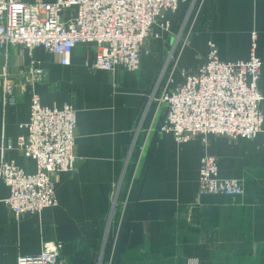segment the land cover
Masks as SVG:
<instances>
[{"label": "crops", "instance_id": "1", "mask_svg": "<svg viewBox=\"0 0 264 264\" xmlns=\"http://www.w3.org/2000/svg\"><path fill=\"white\" fill-rule=\"evenodd\" d=\"M165 18L171 33L153 29L139 51V73L121 70L112 77L104 70L89 71L86 64L95 60L92 44L76 45L68 66L42 48L0 47V150L27 134L33 94L43 107L71 105L76 111V166L53 175L56 206L13 222L5 203L9 188L0 182V264H16L50 242L62 244L67 264H264L263 137L210 136L206 142L198 137L177 146L170 133L160 132L166 106L149 102L172 51L173 34L184 24L191 31L176 55L169 89L182 83V71L194 72L205 60L209 43L222 62L248 60L255 33L264 116V0H191ZM32 60L46 80L33 88L21 86L20 71ZM5 84L11 87L8 96ZM205 155L217 159L221 179L243 182L241 196L196 197ZM1 156L34 171V161L17 149L0 151ZM114 190L121 201L128 199L123 213L120 201L110 219ZM107 230L109 242L103 245Z\"/></svg>", "mask_w": 264, "mask_h": 264}, {"label": "built area", "instance_id": "2", "mask_svg": "<svg viewBox=\"0 0 264 264\" xmlns=\"http://www.w3.org/2000/svg\"><path fill=\"white\" fill-rule=\"evenodd\" d=\"M190 1L56 0L27 3L0 0V47L20 46L29 52L42 48L58 57L61 66H68L76 45L92 44L95 60L86 64L89 71L104 70L112 77L121 70L139 73V51L145 40L155 27L171 33L166 14L175 13L180 3ZM191 12L188 10L184 24ZM184 24L179 30L186 33L179 44L181 48L177 52V44L168 53L159 80L149 96L150 103L164 104L167 108L160 132L170 133L177 146L198 137L206 142L210 136L253 140L261 135L264 148V116L258 87L262 62L254 52L256 34H251L253 46L246 61L222 62L215 45L209 43L205 60L194 72L182 71V83L170 90L177 57L191 31L185 30ZM45 80V71L34 60L20 71L21 86L33 88ZM5 93L6 96L11 94L7 84ZM7 101L14 103L11 97ZM25 128L27 134L18 138L15 145L9 142L0 150L3 154L17 149L34 161V171L28 173L0 157V182L9 188L5 203L13 222L56 206L53 175L76 166L73 154L76 111L71 105L61 109L43 107L40 98L33 94ZM243 193L242 181L219 177L215 157L205 155L201 158L197 198L209 195L239 197ZM117 197L118 191L114 190L110 219L117 206ZM125 205L126 200L122 203L121 214ZM107 236L108 230L105 238ZM61 249L59 242L45 243L40 253L20 257L16 264H67L61 258Z\"/></svg>", "mask_w": 264, "mask_h": 264}, {"label": "rangeland", "instance_id": "3", "mask_svg": "<svg viewBox=\"0 0 264 264\" xmlns=\"http://www.w3.org/2000/svg\"><path fill=\"white\" fill-rule=\"evenodd\" d=\"M184 35H186V33H184V32H182V33L179 32V33H177V34H176V33L173 34L174 45H173L172 48L176 47L177 44H181V40L184 38ZM176 51H177V49H176ZM176 53H177V52H176ZM176 53H175V55H176ZM175 55L173 56V58H175ZM173 58H172V59H173ZM170 68H171V65H170ZM170 68H168V69H170ZM167 73H169V71H167ZM117 199H118V197H117ZM127 199H128V196H126L125 199H124L123 201H125V200H127ZM120 201H121V200L118 199L117 204H118ZM123 201H121L120 203H122ZM105 235H106V233H105ZM107 238H108V236H107ZM107 238H105V236H104V238H103V241H104V242L106 241V243L109 242Z\"/></svg>", "mask_w": 264, "mask_h": 264}]
</instances>
